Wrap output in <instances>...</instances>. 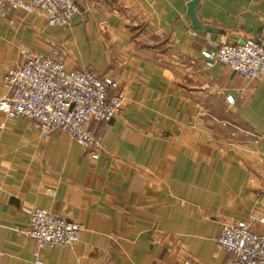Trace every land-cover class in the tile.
I'll return each instance as SVG.
<instances>
[{"label":"crops","instance_id":"0c3cea01","mask_svg":"<svg viewBox=\"0 0 264 264\" xmlns=\"http://www.w3.org/2000/svg\"><path fill=\"white\" fill-rule=\"evenodd\" d=\"M190 1L75 0L64 27L39 13L0 18V98L25 54L55 55L125 94L119 115L86 125L97 160L63 133L44 137L0 112V264H34V209L83 228L75 244L42 250L43 264H226L222 226L244 221L264 236V80L201 55L207 36L264 40V0H198L208 31L193 27Z\"/></svg>","mask_w":264,"mask_h":264},{"label":"built area","instance_id":"2783aa9c","mask_svg":"<svg viewBox=\"0 0 264 264\" xmlns=\"http://www.w3.org/2000/svg\"><path fill=\"white\" fill-rule=\"evenodd\" d=\"M39 13L50 27H64L77 13L75 0H0V18L9 24L8 13ZM264 37V29L262 30ZM208 49L202 57L222 65L246 80H264V40L216 45L207 36ZM25 61L9 68L3 76L7 93L0 98V112L7 118L32 121L44 137L59 132L72 138L97 160L101 144L86 125L107 123L119 115L124 92L109 77L89 70L66 71L54 56L25 54ZM227 103L235 100L228 97ZM81 225L52 212L34 209L26 235L34 240V264H43L40 252L47 248L71 246L78 242ZM220 251L229 255L226 264H264V236L254 233L244 221L222 226L217 240ZM184 264H194L188 259Z\"/></svg>","mask_w":264,"mask_h":264},{"label":"water","instance_id":"95a60500","mask_svg":"<svg viewBox=\"0 0 264 264\" xmlns=\"http://www.w3.org/2000/svg\"><path fill=\"white\" fill-rule=\"evenodd\" d=\"M197 4H198V0H192L188 3L187 6V14L192 22V25L195 29H205V30H211L210 27L208 26H202L201 23L198 21V19L196 18V11H197Z\"/></svg>","mask_w":264,"mask_h":264}]
</instances>
